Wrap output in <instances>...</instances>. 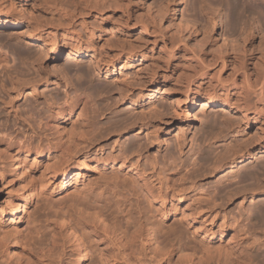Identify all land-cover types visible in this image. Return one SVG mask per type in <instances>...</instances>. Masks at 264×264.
<instances>
[{
    "label": "bare ground",
    "instance_id": "6f19581e",
    "mask_svg": "<svg viewBox=\"0 0 264 264\" xmlns=\"http://www.w3.org/2000/svg\"><path fill=\"white\" fill-rule=\"evenodd\" d=\"M186 1H188L189 3H194L191 8H184V10H187L188 12H186V14H190L191 16H193V19H190L188 17L189 15L186 16L184 11L181 14L182 17L180 21L177 22L175 20L176 15L181 11L183 3ZM190 1L159 0L157 1L158 3H156L157 5L155 6L157 7V9H155V7L153 6V9H155V12L153 13H156L155 16L158 15V21L157 24H155L160 28V33L162 35L161 38L164 43L170 41L173 48L174 45H178L180 43H182L183 45L185 43L187 45L185 41L186 37L183 34L184 31L188 35L190 33V36L193 35L194 40L196 41V43L201 45V48L204 43H216L212 32L214 27L217 26L216 21L217 18L220 17L221 10L218 11L219 7H215L217 4L213 5L214 3H211V1L208 4V8L205 7L206 5H201L203 3L205 4L206 1L203 2V0H199L201 2L200 5L203 6L202 10L204 11L206 17V19L203 18L206 20V22L203 23L204 25L202 27H200L197 22L199 20V17L201 15H204L199 14L200 16L198 17L196 10L197 8H195V3L197 1ZM112 2L116 3L117 0L116 2L115 0H112ZM217 2L223 3V5L226 7V12H228V14H226L229 17L228 24H230L228 32L230 31L231 35L233 34V36H235L237 32L240 33L239 35L237 34L238 36H240V39L238 41H235L233 39L234 42L232 41V45L230 46L235 48H238V46H240L238 53L235 55L233 54L234 58L230 56L231 54L229 55L227 54V52L221 53L220 51V55L216 57L214 61L210 62L203 58V56H197V54L195 55L194 53V56H192V58L194 57L196 67L190 73H185L183 76L179 77V84L176 85L178 88L176 86L173 87L178 92L177 98L172 103L171 108H154L155 111L150 115H145L143 111L139 112L136 110V106L145 96V86L143 88L141 87L137 93H135L134 89L129 88L120 87L116 89L118 94V99L116 98L117 102L125 104L133 103V106L132 111H128V115H126V117L122 116L121 118L124 120L125 125L123 124L122 126V124H120V128H115V133L123 134L124 136V134H128L129 132H137V136L135 138L139 143V148L138 145L134 146V140L133 143H131L126 149L122 148L119 153L109 152L108 154L101 157L86 159V165H82L75 171H72L74 170V165H72L71 162H73L72 160L75 157V154L73 153L75 151H84L87 147V145L84 147L82 146L84 142L92 143L93 139L98 140L99 136L101 137V135H103V132L98 133L99 135L94 134V130L99 128L95 124V118L99 112H102V110H100L102 108H98L99 106L97 104V106L95 105V102L97 100L94 99L95 101L93 102V98H91L94 90L92 91V94L89 95L91 93L90 89L92 83L89 82L91 84L89 85V83L87 82L91 79V70L94 67H91L90 65L84 71L82 70V75L90 74V76L83 78L84 80L82 82L84 86H90V89L85 87L87 90L89 89L88 91L90 92L86 93L82 91V93L80 91V94H78V88L82 86V83L80 86H78V90H76L75 88L78 93H74L76 91L71 90L74 95L71 94L70 90H62L65 92L64 94L55 92L56 94L54 95L56 97L53 94L51 95L52 97H55L54 100H52V97L51 99H49L52 100V104L50 103L51 105L47 109L49 110L47 111L48 113H44V120L41 121L44 124H42L43 127L40 129V131H36V129L31 125H29L26 129L25 132L29 134V136L32 132V134H35V136H38L40 138V142L38 141L39 143L35 144L34 140L20 143V141H15L16 138L13 140L14 137L12 139H10L11 137L6 138L4 137V135L0 137V154L4 157L3 160L7 161V163L5 162V164H2V166L3 169H7L10 173V181H8V183L12 181L18 185L16 189V185L13 188L17 191L19 199L18 201H16V203L15 201L13 202L14 205L12 210V221L15 220L16 213H18L20 210L25 211V208L34 199V195L39 196L42 188H45L44 185L47 186L48 183L53 182L56 178L61 179L58 183L61 189L68 187L71 184L72 179L77 186V184L81 181V178H84L87 175V172H85L86 168H91L95 172H98L97 168L122 170L125 173V176L130 179L128 180L126 178L124 179V181L126 182L121 183L120 181H117V176L111 175V178L109 177L110 179L109 182L106 183V186L102 187L99 185L94 194L90 195V197H85L71 207H61L59 209L53 210L49 214L50 216L47 218L50 229L49 237L46 239L35 240L33 237L28 236L29 238H27L26 241L23 242L19 239L20 237L18 235L19 238L14 237L12 240L8 238H6V240H3L5 236L1 235L2 232L0 231V238L4 247L12 244V241H14L15 244H22L19 245L22 247L21 249L18 248L13 250L14 255H16L15 264H35V258H38V261L41 264H47L44 263L42 257L47 252L55 250L63 240L69 241L71 244V254L68 261L69 264H86V260L88 259L92 251H96L98 253L101 264H108L109 260L105 258L102 247L104 238L107 237H116L117 240H119L122 244H129L132 247L135 246L142 238H145L149 243H152V245L156 247V249L161 253L162 256L178 253L180 256L196 262L195 264H264V161L257 164L254 162V160L260 158L259 154L264 152V33H262L264 32V29L262 27L261 28L263 29V31L259 29L261 30L260 35L262 33V37L259 40L258 38H256L253 26L254 23L252 24L251 22L252 15H254L255 12L257 13L260 11L264 16V1L217 0ZM117 3H121V1ZM117 3L116 5L118 6ZM59 4L57 3L55 7L58 8V6H61L58 9H60L59 11H61V13H64L65 15L71 13L74 16L76 13H82L83 11L82 9H78L79 4L77 2L75 3L74 1H65ZM98 4V2H95V5ZM151 4L153 5V3ZM186 4L187 6H191L188 5L187 2ZM197 4L198 3H196V5ZM126 5L124 7H128ZM119 7H121L120 4ZM199 7L200 6H198V10ZM121 10L124 14L131 17V12H129L130 9L127 10L126 8H123ZM203 11H201V13H203ZM138 13L143 15L142 12ZM141 15L139 17H141ZM151 16L152 14L149 17ZM152 17L154 18V16ZM196 17H198L197 21ZM241 21H243V24L241 23ZM21 22V18L17 15H10L3 12V10L0 11V30H6L7 28L18 26L21 24ZM41 22L39 20H36L33 23L29 24L28 28H26L28 37L26 39H23L24 41L27 40V42L29 43L34 42L35 44H38L40 46V48H37L38 50L36 49V51L28 48V54L33 55L32 57L29 55L28 56L31 57V59L34 57V60L30 59L31 61H33V64L29 62H27L26 64L29 63L33 66L34 63H36L38 64V67L33 70L35 74L32 73L33 71L31 72L32 66L30 67V72H28V69L27 73H31V75H34L30 77H26L27 75H25L24 77V75L22 74V77H19L18 75L23 72L19 71L18 74V70H15L17 75L13 76L14 74H16L14 73L15 71L12 70L14 71L12 72V68L10 69V67H7L10 65V62L13 59V55H10L11 53L8 55L6 53L7 50L6 52H2L0 50V67L2 68L0 72L4 73V75L7 76L6 79H9V83L11 85L9 87V91H7L8 89L6 90L7 93L9 92L8 95H10L8 108H12V110L16 114L18 113L15 108L16 103L21 102L22 97H25V102L30 101L32 104L33 101H31V99L38 98L41 93L43 97L47 96L48 93L46 92V87H48V85L50 86L53 79L51 78V75L47 73V70H45L46 67L45 69L42 67V64L50 51L55 52L53 64L60 60L61 53L63 52V50H65V53H67L66 59H68L69 61L71 59L77 60L79 57L82 58L83 56H91L95 64L93 62L92 63L97 69L101 70L107 68L108 70L110 69V67H113L114 69V65L102 62L103 60H110L111 56L110 59H104V57L102 58V56L96 53L95 49L91 47V45L94 46L92 42L90 45H86V47H84V41L80 37L74 38L76 41L73 42L70 46L68 45L69 47L67 49L59 48L57 42L51 39L58 32L56 30L57 24L53 25V27H56V31L53 32L51 30L49 31L47 26L44 25L45 23ZM146 22L143 23L142 26L147 31L148 23ZM166 22H168V25L170 27H173L175 29L173 30L172 34H170L167 30L170 27H168V25L166 27V24H164ZM46 24L48 25V23ZM61 24L63 27H65L64 22ZM68 25L69 24H66V26ZM122 27H125L126 29L130 27L129 18L122 21ZM61 31L62 30H60V33ZM91 31H93V29ZM174 32H176L177 34H174ZM62 34L64 33L62 32ZM90 34L92 35V32ZM225 34H223L224 36L222 35L224 39H226ZM70 35L67 36L70 37ZM238 36L235 37V39L239 38ZM71 37V39H73L72 35ZM257 39L259 40L258 43ZM225 41H227V39ZM128 43L129 45L126 46H128L127 48L129 52L131 51L135 54L131 56L132 58H136V56L138 55L135 52H140V50L144 49V45L141 46L142 43L140 44V46H137L138 43L137 45L136 43L133 44V41H128ZM127 48H124L125 50H123L128 51ZM177 50L178 49H176V51ZM13 52L15 53V51ZM23 52L25 51L23 50ZM24 55L27 59L28 56H26L25 53ZM14 59H16V57H14ZM168 64L169 66H167V69H170V67L173 66L174 71L177 68L178 59L176 58L175 54ZM228 64H230V67H232L234 71L232 80L229 84L225 83L224 79L221 76L222 68L225 69V67H228ZM220 65L222 66L221 68L218 67ZM13 69H16V67L14 68V65ZM78 70L80 71L81 69ZM11 72L13 73V75ZM213 72H215L214 76L212 75ZM79 74L80 76L78 77L81 78V71ZM61 75L66 76L65 74H60L59 77H62ZM166 75H164V77L167 80L174 78L173 72L171 74L169 73L168 76ZM64 76L62 80H64V78H68ZM0 79L2 78L0 77ZM6 79H4V81H6ZM86 79L88 81L85 85L84 82L86 81ZM59 80L61 79L57 78L56 81ZM68 80L69 79L64 80L65 84ZM154 80L155 77L151 78L150 81L154 82ZM6 84L7 83H5L4 85ZM44 85H46V87H44L40 91L41 87ZM51 87L52 86H50V88ZM83 87H81V89ZM93 89H95V87ZM101 89L105 91L107 88ZM146 94L148 98H150L152 95L150 91H148ZM251 94H254V96H252L254 98H250ZM92 97L97 98L95 95H92ZM191 97L195 99V102L204 100L205 102H207L206 104L229 109L235 113V116L224 117V114L219 115L218 113V116L216 115L217 117H223V121L220 120L221 124L206 121L203 128L205 131L210 133V136L205 135L208 136V138L210 137V139L208 141V138H204L202 136L203 138H201L199 142L197 141V148L196 146H194L196 145V139L194 138L195 142H188V137L183 134H179L174 139V148L171 147L172 145H170V142L167 141L168 143L166 145V148H168V154H165L166 156L163 158H165L166 161H171H169L170 163L168 162V165L166 164L167 166L164 164L165 167H158L165 172L160 171L162 174H164H160L162 177L159 176V181L158 183H156L152 179V177L149 176L147 170H156L158 164L156 159L158 158H155L154 156L152 158L150 157L151 161H149L151 163V169H149L147 166H145L148 163L146 164L141 162L140 155L145 152L148 153L154 145H161L160 132H169L172 122H174L175 120L183 119L190 120L188 111L186 112L183 107L185 104L188 110H190V108L194 105V103H192L191 101ZM114 105L112 107H114ZM252 125H255L258 128L254 135H250V127ZM109 128L111 127H108L106 131L111 130ZM88 132H91V134L93 135L86 136V133ZM207 132H205V134ZM26 133L23 134L25 135ZM190 144H192L191 147L186 151L187 147ZM193 146L196 149H193ZM175 152H177L176 157H179H177L178 160L182 158L181 161L177 162L178 160L175 157ZM186 152H193V155L188 158V161H186L187 159H184L186 157ZM147 153L145 155L146 158L148 157ZM43 156H47L49 159L46 174L44 176L45 179H42L47 184H45V182H41L40 179L39 181L41 182V186H39L40 184H37L36 180L30 186H27L28 183L25 182V178L23 177L25 173L24 167L29 164L30 159L33 158L32 164H35L37 163V158H42ZM136 156H138V158ZM193 156H195L194 159L192 158ZM75 162H77V160ZM142 163L145 165H142ZM164 163L166 162L164 161ZM94 164L95 166L93 167ZM190 165L191 167H189ZM197 165L199 166L197 167ZM158 168L157 170H159ZM28 169L29 168H27L26 170ZM187 170H195L196 173L194 172L195 175H192L193 173L190 175L189 171ZM198 170H200V172L201 170L205 171L197 174ZM184 171H187L188 173ZM220 173H222L223 175L215 181L218 185L216 187L217 191L215 190V188L214 190L216 192L214 190H211V195L206 193V191L204 190V192L202 191L201 193L200 197L205 195L204 206L206 205V207L203 206V203L201 201L195 200L193 201L192 207L187 210V219H189V224H191V234H193V237L187 240V238L189 237L183 235L182 237L178 238L177 241L169 240L167 237V232L163 230V227L161 226V219L165 220V218L168 217L171 208L175 209L180 205V203L184 199L183 195H185V193L190 188L197 186L195 185L196 181H199L202 178H215ZM187 175H190V178H193H189L188 180ZM32 176L29 177V182L31 181ZM229 176L231 178H229ZM187 180L189 182V186H186ZM131 183L133 184V186L139 188L138 190H140L141 194H139L138 197L145 198L147 203L144 206V210L139 212L138 217L133 222H123L120 218H118L117 215L114 214V211H112L106 193L107 191H109L114 195H119L121 188L125 189L127 186H129V184L131 185ZM234 183L236 185H234ZM127 191L130 193V188H127ZM249 196H251L252 198L260 197L261 199L259 198L260 200L257 201L258 204L256 207L253 206V209L243 211V208L241 207H243L242 205H244V202L241 201L247 200ZM239 199H241V201ZM237 200L241 202H239L241 207L237 206V210L239 212V210L241 209L243 211L242 213L245 214V217L242 221V217L241 219H238L235 214L234 216L242 222L231 221L228 219V217H230L231 215L226 218V213L225 215L222 214V212L224 211L228 212L226 208L229 205L231 206V204H233ZM236 204H238V202ZM146 205H148V207H146ZM153 208L156 209L155 214L153 212ZM249 208H251V206H249ZM184 212L185 211H183V213ZM221 214L223 215V219L219 224L218 220L221 218ZM244 221L247 222L245 223ZM12 254L13 253L11 252V256ZM204 258L213 259V261L204 262Z\"/></svg>",
    "mask_w": 264,
    "mask_h": 264
},
{
    "label": "rangeland",
    "instance_id": "374dc122",
    "mask_svg": "<svg viewBox=\"0 0 264 264\" xmlns=\"http://www.w3.org/2000/svg\"><path fill=\"white\" fill-rule=\"evenodd\" d=\"M65 1H69V2L74 1L75 3L77 2L79 4L78 9L83 10L82 13L81 12L76 13L74 16L71 13H69L67 15H65L64 13H61V11H59L60 9H58L61 6H58V8H56L55 5H57V3L58 4L63 3ZM119 1H121V3H117ZM119 1L117 0V2H116V0H115V2L118 4V6H117L116 3L112 2V0L111 1L110 0H0V11L3 10V12L8 13L10 15H17L18 17L21 18V21H22L21 24L18 26H15L12 28H7L6 30H0V50L2 52H4V51L6 52V50H7L6 53L8 55L11 53L10 55H13L12 56L13 59H14V57H16V59H14V61L12 59V61H11L12 63L10 62V65L7 67L8 68L10 67V69L12 68L11 71L12 70H14V71L18 70L17 73L19 71L23 72L20 74L18 73L19 77H22V74L24 75V77H25V75H27L26 77H30V76L34 75L35 72L33 70L36 69V67H38V64H36V63H34V65L32 66L33 61H31V60L32 59L34 60V57L31 59V57L33 55L28 54V51H29L28 48H31V49L36 51V49L40 48V46L38 44H35L34 42L29 43V42H27V40H25V41L23 40V39H26L28 37V33L26 32V28H28L29 24L33 23L36 20L37 21L39 20L40 22L43 21L41 23H45L44 25L47 26L49 31L50 30L53 32L56 30L58 31L56 33V35L53 36V38H51V39L54 40L55 42H57V45L59 48L67 49L73 42L76 41L74 38L80 37L84 41V44H83L84 47H86V45H90L92 42V44L94 46L91 45V47H93L95 49V52L100 54L102 56V58L104 57V59L105 58L110 59V56H111L110 60H107V61L105 60L106 62L103 60L102 61L103 63L114 65V69H113V67H110V69H108V70H107V68H104L101 70L97 69L94 65L95 63L93 62V58L91 56H85V57L83 56L82 58L79 57L77 60L71 59L69 61L68 59H66L67 53H65V50H63V52L61 53L60 60H58L56 63L53 64L55 52L50 51L47 54L46 58L44 59L42 67L44 69L46 67L45 70H47V73L51 75V78L53 79V81H51L50 86H52V87L50 88L49 85H48V87H46V85L42 86L40 91L44 87H46L47 88L46 92L48 94H47V96L43 97V95H41L42 93L40 92L41 94L38 98H36V99L32 98L31 99V101H33L32 104L34 103L33 105L31 104L30 101L25 102V97H22V99H21L22 101L17 102L16 106H15L16 111L18 112L17 113L18 116L16 113H14L12 108H10V107L8 108V102L10 100L9 99L10 95H8L9 92L7 93V91H9V89H10L9 87L11 85L9 83V79H6L7 76L4 75V73L0 72L1 73L0 77L2 78V79H0V84H1L0 85V137L3 135L6 138L11 137L10 139H12L14 137L13 140L16 138L15 141H18V142L20 141V143H25L26 141L29 142V141H33V140L35 141V144L39 143L40 138L38 136H35V134H32V132L29 136V134H27L25 131L29 125L34 127L36 129V131H40V129L43 127L42 124H44L43 122H41L42 120H44V118H43L44 113L45 114L48 113L47 111H49V110H47V109L52 104V100H54V98L56 97L54 94H56V93L64 94L65 93L64 91H69V90L71 91V90H75V88H76V90L79 89L78 90L79 93L76 90H75L76 92H74V93L80 94V91L89 93L91 91V93L89 94V95H91L92 91L94 90L92 95H95L98 99L92 97V95H91V98H93L92 99L93 102L95 100H97L95 102V105L97 104L99 106L98 108H102V109H100V110H102V112H99L100 114L98 113L96 118H95V124L99 128L94 130V134L99 135L98 133L103 132V135H101V137L99 136L98 140L93 139L92 143L84 142L82 144V146L84 147L87 145V147L84 151H81V152L75 151L73 153V154H75V157L73 158V160H72L73 162H71V164L74 165V170H72V171H75L80 166L86 165L85 164L86 159H89V158L93 159L96 157H101L103 155L108 154L109 152L119 153L122 148L126 149L131 143H133L134 140H135L134 146L139 144L135 138L137 136V132H131V133L129 132L128 134H124V136H123V134H116L115 133L116 132L115 128H117V127L120 128V126H121L120 124H122V126L124 124V120L121 119L122 116L126 117V115H128L127 113H129L128 111H130V110L132 111V106H133V103H127V104L118 103L117 102L118 94H117L116 89H118L120 87L121 88H129V89H134L135 93H137L141 87L143 88L145 86L144 87L145 96H144V98H142V100L136 106V110L139 112L143 111V113L145 115H150L155 111L154 108H157V109L171 108L172 103L177 98V92L178 91L176 89H174L173 87L179 84V81H180L179 77L183 76L185 73H190L196 67V62L194 61V57L192 58V56H194V53H195V55L197 54V56H201V57L203 56V58H205L207 61L211 62V61H214L215 58L220 55V51H221V53L227 52V54H229V55L231 54L230 56L232 58H234L233 56L235 54H237L239 51L240 46H238V48L237 47L236 48L230 47V46L232 45L231 43H232L233 39L235 41H238L240 39V36H238L240 33L237 32L236 35L234 34L235 36H233V34L231 35L230 31L228 32V30L230 28L229 27L230 24H228L229 23V17L226 15V14H228V12H226V7L223 5V3H219V2H217V0H203V2L206 1L205 4L203 2H202L203 4H201V2L199 0H196L197 1L196 3H198V4L196 5V3H195V8H197L196 10H197L198 17L201 14L204 15V16L201 15L199 17V20H198V17H196L197 19L195 18L196 21L198 20L197 23L200 25V27H202L204 25L203 24L204 22H206V20H205L206 17H205L204 11L202 10L203 6L206 5L205 7H208L209 2L211 1V3H214L213 5L217 4L215 7H217V6L219 7L218 11L221 10L220 11V17H218L217 21H216L217 26L214 27L213 32H212L214 39L216 40V43H213V44L212 43H204L202 45V48H201L200 44L196 43V41L194 40V36L193 35L190 36V33L188 35L185 31L183 32V34L186 37L185 41H186L187 45L185 43H184V45L182 43H180L178 45H174V48H173L172 43L170 41H167L166 43L163 42V40L161 38L162 35L160 33V28L158 25H156L157 21H158V15L155 16L156 13H153V12H155V9H157V7H155V6L157 5L156 3H158L157 1H159V0H144V1L143 0H119ZM192 1H194V0H192ZM257 1H264V0H257ZM95 2H98L99 4L95 5ZM186 2L188 3V5H191V6H187ZM186 2H184L182 5L183 10L181 9V11L179 13H177V15H176L175 20L177 22L180 21V19L182 17L181 14L184 11H185L184 13L186 16L189 15L188 17L190 19H193V16H191L190 14H186L187 10H184V8H187V7L191 8L192 5H194V3L193 2L189 3L188 1H186ZM113 3H114V5H113ZM151 3H153V5ZM119 4L121 7H119ZM124 4L125 5L127 4L126 6H128V7H124L125 6ZM200 4L203 6H201ZM148 5H149V7L150 6L151 7L149 8ZM153 6L155 7V9H153ZM198 6L201 7V8L199 7V10H198ZM123 8H126L127 10L130 9L129 12H131V17L127 16L126 14H124L122 12L121 9H123ZM149 9H150V11H149ZM201 11H203V13H201ZM138 12H142L143 15H141ZM138 14H140L141 17H139L140 15H138ZM151 14H152V16H154L155 19L152 16L149 17ZM145 16H147V17H145ZM127 18H129V21H130V27L126 29L125 27H122V21H124V19H127ZM203 18H205V19H203ZM146 21H148V22H146ZM154 21H156V22H154ZM63 22L65 23V25L63 24L65 27H63L61 24ZM132 22H134V23H132ZM145 22L148 23V30L147 31L142 26L143 23H145ZM242 22L243 21H241V23ZM251 22H252V24L254 23L253 26H254L256 38H258L260 40L262 37V33H264V32H262L260 35V31L261 30L263 31V29H264V16L262 15V13L260 11L257 13L255 12L254 15H252ZM46 23H48V25ZM58 23H60V24H58ZM95 23H96V25H99V24L100 25L96 26ZM149 23H150V25H149ZM54 24L58 25V26L56 25L57 28L53 27ZM66 24H69V25L66 26ZM164 24H166V27H167L168 22H166ZM198 24H197V26H198ZM86 26H87V28H86ZM103 27H104V29H103ZM168 27H170V26L168 25ZM240 27H242V26H240ZM55 28H56V30H55ZM68 29H69V33H68ZM92 29H93V31H91ZM259 29H261V30H259ZM60 30H62L61 33H60ZM101 30H103V31H101ZM167 30L169 31L170 34H172L173 30H175V29L173 27H170ZM90 31L92 32V35L90 34L91 33ZM62 32L64 34H62ZM222 32H223V34L226 33L225 38L227 39V41H225L226 39H224L222 37V35H223ZM227 32L231 36H233L234 38L231 37ZM79 33L82 37L79 35ZM70 34L73 36V39H71L72 37ZM174 34H177V33L174 32ZM67 35H70V37H68ZM226 36H228V37H226ZM237 36L239 38L235 39V37H237ZM229 39H231V40H229ZM258 39H257V43L259 41ZM66 41L68 42V44ZM70 41H72V42H70ZM128 41L129 42L133 41V44L136 43V45L138 43L137 46H140L141 43H142L141 46L144 45L143 46L144 49H142L143 51L140 50V52L139 51L135 52L136 54H138L136 56V58L131 57L135 54H134V52H131V51L129 52V50L127 48L128 46H126V45H129ZM229 41H231V42H229ZM123 47L125 49L127 48L128 51H124L125 49ZM176 49H178V50L176 51ZM21 50H22V53H21ZM23 50L25 52H23ZM13 51H15V53ZM24 53L26 54V56L29 55L31 57L28 56L26 59ZM18 54H20V55H18ZM174 54H175L176 58L178 59V65H177V68L173 71V66L170 67V69H167V66H169L168 63L172 59ZM170 56H172V57H170ZM61 57H62V59H61ZM27 62L32 63V64L28 63L29 64L28 65V64H26ZM210 62H208V63H210ZM67 64L70 66H68ZM216 64H219V63H216ZM13 65H14V68L16 67V69H13ZM26 65H27V68H26ZM35 65H37V66H35ZM89 65L91 67L94 66L91 70L92 76H90V74L89 75H82V72ZM103 65H106V64H103ZM34 66H35V68H34ZM30 67H31V72L33 71L32 73H34L32 75H31V73H27L28 69H29L28 72H30ZM218 67L221 68L222 66L220 65ZM78 69H81L80 70L81 76H82L81 78L78 77V76H80V74H79L80 71ZM0 70H2V68ZM60 70H64V71H60ZM14 71H12V72H14ZM175 71H176V73H175ZM172 72L174 73V78L167 80L164 77V75L167 74L166 76H168L169 73L171 74ZM14 73H16V71ZM17 73L14 75L12 73V75L16 76ZM214 73L215 72L212 73L213 76H214ZM60 74H65L66 76H64V75L63 76L68 77V78H64V80L69 79L68 80L69 82L66 81L67 82L66 84H68V85H66L65 81L62 80L63 79L62 75H61L62 77H59ZM233 74H234V71H233V68L230 67V64H228V67H225V69L222 68L221 76L224 79L225 83L229 84L231 82ZM88 76H90L91 79L88 81L87 79H89V78H87L86 81L84 82V84L86 85L89 82L92 83L91 89L89 86V85H91L90 83L88 85L89 87L84 86L82 83L84 80L83 78H86ZM153 77H155L154 82L150 81L151 78H153ZM57 78H60L61 80L56 81ZM159 78H161V79H159ZM4 79H6V81H4ZM1 81H3V82H1ZM4 82L7 84L4 85L5 84ZM81 83H82V86H80ZM64 86H66V87H64ZM78 86H80V87L78 88ZM93 86L95 87V89H93L94 88ZM3 87H5V88H3ZM81 87H83V88L81 89ZM85 87L89 88L90 91H88L89 89L87 90ZM101 88H103V89L107 88V89L104 91ZM62 90H64V91H62ZM107 90H109V91H107ZM148 91H150L152 94L150 98H148L147 94H146ZM49 93H51V94H49ZM74 93L71 91L72 95H74ZM103 93H105V94L107 93V94L105 95ZM52 94L55 97L54 96L52 97L51 96ZM112 95H114V96H112ZM25 96H26V93H25ZM252 96H254V94H251L250 98H254ZM45 97H47V98H45ZM48 97H50V98H48ZM51 97H52V100H49V99H51ZM191 101H192V103H194V105L190 108V110H188V108L185 106V104L183 107V109L186 112L188 111V115L190 117V120H187V119L175 120L174 122L171 123L169 132H160V144L161 145L160 146L158 144L154 145L148 153L145 152V153H143L144 155L143 154L140 155L141 162L146 163V164L148 163L147 165L142 163V165H145L149 169H151L150 168L151 167L150 161H151V158L154 156L155 158H158V159H156L158 162L157 168L158 167L162 168V166L165 167V165L166 164L168 165L170 163L169 161H171V160L166 161V159L163 158L168 154V148H166V145L168 143L167 141H169L170 145H172L171 147L174 148V144H175L174 139L179 134H183L186 137H188V142L189 141L195 142V139H196V142H195L196 145H194V146H196V148H197L198 147L197 141L199 142V140L201 138H203V137L208 138V136H210L209 135L210 133L205 131L203 128L204 123H206V121L207 122H216L217 124H221L220 120L223 121V117L222 118H221V116L217 117L218 113H219V115L224 114V117L235 116V113L232 112L231 110L225 109V108L220 107V106H213L211 104H206L207 102H205L204 100H199V101L195 102V99H193V97H191ZM35 102H36V104H35ZM114 103H115V105H114ZM30 105H32V106H30ZM113 105H114L115 109H114V107H112ZM129 107H130V109H129ZM101 113H103V114H101ZM225 115H227V116H225ZM20 116H22V117H20ZM125 117H123V118H125ZM25 119H26V121H25ZM119 119H120V121L122 120L121 122H123V123H121L119 121ZM108 127H111V128H109L111 130L106 131L108 129ZM257 129L258 128L255 125H252L250 127V135H254L255 132L257 131ZM204 131L207 133L205 134ZM23 133H26V134L24 135ZM87 135H93V134H91V132H88V133H86V136ZM205 135H208V136H205ZM209 139H210V137L207 140L209 141ZM173 140H174V142H173ZM191 145L192 144H190L187 147L186 151L191 147ZM194 146H193V149H196V148H194ZM139 147L140 146L138 145V148ZM146 153H147V156L149 158L148 157L146 158V156H145ZM149 153H150V155H149ZM262 153H264V152H262ZM262 153L259 154L260 158L254 160V162L256 164L264 161V154H262ZM174 154L176 157L177 152H175ZM192 155H193V152H186V154H185L186 157L184 159L185 160L187 159L186 161H188V158H190ZM142 156H144L145 158ZM136 157L138 158V156H136ZM3 158H4L3 156L0 158V166H1L0 171L2 168V171L0 172L1 173L0 174L1 175L0 176V213H1V215H0V231L2 232L1 235L5 236L3 240H6V238L12 240L14 237H18V235L20 237V238L19 237L18 238L20 240H22L23 242H25L26 239L29 238L28 236L33 237L35 240L46 239L49 237V229H50L47 218L50 216L49 214L53 210L59 209L61 207H69V206L71 207L72 205H74L75 203H78L79 201H81L85 197H90V195L94 194L95 190L97 189V187L99 185L102 187L106 186V183L109 182L111 175L117 176L116 177L118 179L117 181H120L121 183L126 182V181H124V179L127 178L125 176V173L122 170H112L109 168H97L98 172H95L91 168H86L85 172H87V175L84 178H81V181L77 184V186H76L74 180L72 179V182L68 187L61 189L58 185V183L60 182L61 179L56 178L53 182H50L48 184L44 180H42V179H45L44 176L46 174L47 164L49 163L48 157L47 156H43L42 158L38 157L37 163H35V164H32V162H33V158H32V159H30V162H29V164L30 163L31 164L30 165L28 164L27 165L28 167L27 166L24 167L25 173H24L23 177L25 178V182H27L29 184V185L27 184V186H30L32 183H34L35 180H36L37 184H40L41 182H45V184H47V186L44 185L45 188H42V191L39 193V196L34 195V199L25 208V211L20 210L18 213H16L15 214V220L12 221L11 220L13 217L12 210H13V205H14L13 202L15 201V203H16V201H18V199H19L17 191L14 190L13 188L16 185V187H15V189H16L18 185L12 181L8 183V181H10V178H9L10 173L8 172L7 169L6 170L3 169L2 164H5V162L7 163V161L3 160ZM178 158H177V160H178ZM192 158L194 159L195 156H193ZM162 159L166 163H164V161ZM76 160H77V162H75ZM181 160H182V158H180V160H178L177 162H179ZM159 163H160V165H159ZM94 166H95V164L93 165V167ZM198 166L199 165H197V167ZM84 167H86V166H84ZM189 167H191V165ZM27 168H29V169L26 170ZM157 168H156V170H147V173L149 174V176H151L152 179L156 183H158V181H159L158 180L159 176L162 177L160 175V174H162L161 172H165L164 170L162 171L161 168H158L159 170H157ZM187 171H189L190 175L192 173H193L192 175H195V173H196L195 170H187ZM187 171H184V172H187ZM198 171H197V174L204 172L205 170H201V172H200V170H198ZM3 172H4V174H3ZM28 173H30V174H28ZM31 173L34 177L31 175ZM158 173H159V175H158ZM190 175L189 176L187 175L188 180L190 178ZM222 175L223 174L220 173L216 176L217 178L216 177L215 178H202L201 180L196 181L195 185H197V186L194 185L195 187L190 188L185 193V195H183L184 199L182 200L180 205L175 209L171 208V210L169 211V215L167 218H165V220L161 219V226L163 227V230H165L167 232V237L169 240L177 241L178 238L182 237L183 235H185L186 237H189V238H187V240L193 237V234H191V224H189V219H187V210H189L192 207L193 201H195V200L201 201L203 203V206H204L205 195L200 197L202 191L204 190V191H206V193L211 195V192H212L211 190H214L218 186L215 181ZM30 176H32L33 179L35 178L34 180L31 178V181H30L31 183L29 182ZM191 178H193V177H191ZM229 178H231V177L229 176ZM27 179H28V181H27ZM40 179H41V182L39 181ZM127 179L130 180L129 178H127ZM188 180H187V182H188ZM187 182H186V184H187L186 186H189V182L188 183ZM234 185H236V184L234 183ZM39 186H41V184ZM127 188H130V191H131L130 193L127 191ZM138 189L139 188H137L136 186H133V184L131 183V185L129 184V186H127L125 189L121 188L119 195H114L112 192H109V191H107V193H106V196H107V199L109 200L112 211H114V214L117 215L118 218H120L123 222H128V221L133 222L138 217L139 212L144 210V206L147 203V201L143 197H138V195L141 194L140 190H138ZM215 190L217 191V188ZM207 191H209L210 193ZM251 198L252 197L249 196V198L247 200H243V201H241V199H239L241 202H244V205H242L243 207H241V205H240L241 202L239 200H237L236 202L231 204V206L229 205L227 207L230 209V211H229V209L226 208V210L228 212L224 211V212H222V214L225 215V213H226V215H225L226 218L231 215L230 217H228V219L231 221L242 222L244 217H245V214L242 212L245 210L253 209L254 207H256L258 204L257 201H259L261 199L260 197H255L252 199ZM257 198H258V200H257ZM237 202L239 205L236 204ZM237 206L238 207L240 206L241 208H243L242 209L243 211L239 208L241 210V212L239 210L240 214L237 210L238 209ZM244 206H245V208H244ZM249 206H251V208H249ZM146 207H148V205H146ZM204 207H206V205ZM183 211H185V212L183 213ZM153 212L155 214V212H156L155 208H153ZM229 212H230V214H229ZM232 213H233V216H232ZM241 213H242V215L243 214L244 215L242 216ZM234 214L236 215V217L238 219H241V217H242V219H241L242 221L238 220L234 216ZM223 215L218 220L219 224L223 219ZM239 216H240V218H239ZM234 218H235V220H234ZM244 222L246 223L247 221H244ZM14 234H16V235H14ZM12 244H9L7 247L6 246L4 247L2 244V240L0 238V264H15L16 255H14L13 250L18 249V248L21 249L22 247L19 245H22V244L21 243L15 244L14 241H12ZM16 245H17V247H16ZM102 247H103V253H104L105 258H107L109 260L108 264H195L196 263V262L191 261L185 257L180 256L178 253H176V254L173 253L171 255L162 256L161 253L156 249V247L154 245H152V243H149L145 238H142L135 246L132 247L129 244H122L119 240H117L116 237H113V238L107 237V238H104ZM11 252L13 253L12 256H11ZM70 254H71V244L69 241L63 240L56 247L55 250H53L51 252H47L42 257V259H43L44 263H47V264H69L68 261L70 258ZM34 261H35V264H41L38 261V258H35ZM206 261L211 262V261H213V259L204 258V262H206ZM86 264H101L100 260H99L98 253L96 251H92L90 253V256L86 260Z\"/></svg>",
    "mask_w": 264,
    "mask_h": 264
}]
</instances>
